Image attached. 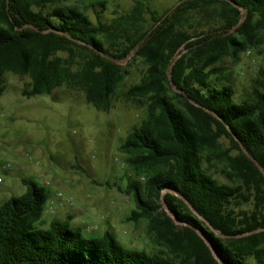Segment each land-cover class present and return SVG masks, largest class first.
<instances>
[{
  "label": "trees",
  "instance_id": "16d2710c",
  "mask_svg": "<svg viewBox=\"0 0 264 264\" xmlns=\"http://www.w3.org/2000/svg\"><path fill=\"white\" fill-rule=\"evenodd\" d=\"M64 1L0 0V97L12 74L29 78L26 99L66 87L109 113L124 62L141 58L126 97L146 114L119 147L134 177L128 221L147 220L167 253L126 249L110 233L86 239L62 220L43 228L51 192L23 178L26 193L0 204V264H264V0H178L160 16L153 0H133L111 23ZM252 50L263 65L237 100L223 60ZM219 166L230 183L210 173Z\"/></svg>",
  "mask_w": 264,
  "mask_h": 264
},
{
  "label": "rangeland",
  "instance_id": "374dc122",
  "mask_svg": "<svg viewBox=\"0 0 264 264\" xmlns=\"http://www.w3.org/2000/svg\"><path fill=\"white\" fill-rule=\"evenodd\" d=\"M177 1L153 0L150 8L160 16ZM63 4L78 7L93 23L97 21L96 11L102 13L104 22L111 23L134 7L133 0H107L105 10L77 0ZM145 17L152 23L150 15ZM262 65L263 57L255 50L242 53L238 63L228 57L223 60L237 100L256 87ZM124 66V78L109 113L89 105L83 92L66 87L55 90L52 96L26 99L22 91L29 78L4 77L6 90L0 97V204L24 195L27 188L22 179L32 178L51 192L52 209L44 216L43 228L52 220H62L71 229L78 228L86 239H101L110 233L126 249L166 254L167 249L157 245L150 234L147 220L128 221L136 210L133 197L126 194L134 177L119 147L145 117L144 103L128 99L126 93L140 82L147 67L135 54ZM221 143L225 150L231 147L226 139ZM209 171L220 182L230 183L222 166L209 167ZM241 209L251 211L253 205Z\"/></svg>",
  "mask_w": 264,
  "mask_h": 264
},
{
  "label": "built area",
  "instance_id": "2783aa9c",
  "mask_svg": "<svg viewBox=\"0 0 264 264\" xmlns=\"http://www.w3.org/2000/svg\"><path fill=\"white\" fill-rule=\"evenodd\" d=\"M5 168L6 169H9L10 168V164H7L6 166H5ZM1 181V180H0ZM46 186H50L49 185V183H47V185ZM60 196V195H59ZM60 200V199H59ZM59 205L60 206H62L63 205V201L61 200V201H59ZM47 210H46V212L48 211V210H51L52 209V203H51V201L49 200V202H48V204H47Z\"/></svg>",
  "mask_w": 264,
  "mask_h": 264
},
{
  "label": "water",
  "instance_id": "95a60500",
  "mask_svg": "<svg viewBox=\"0 0 264 264\" xmlns=\"http://www.w3.org/2000/svg\"><path fill=\"white\" fill-rule=\"evenodd\" d=\"M241 12H242L243 14H245V10H244L243 8H241ZM242 22H243V19L240 20V22H239V24L237 25L236 28H238V27L242 24ZM26 28H33V27H32V26H27ZM214 256H216V255L214 254ZM216 258H217V260L220 262V264H222L221 261L218 259V257H216Z\"/></svg>",
  "mask_w": 264,
  "mask_h": 264
}]
</instances>
